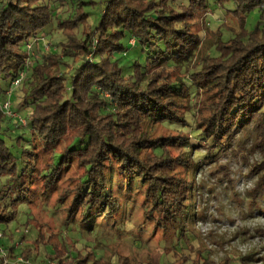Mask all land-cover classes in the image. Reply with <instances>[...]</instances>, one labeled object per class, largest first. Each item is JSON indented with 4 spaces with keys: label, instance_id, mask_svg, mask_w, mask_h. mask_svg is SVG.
I'll return each instance as SVG.
<instances>
[{
    "label": "trees",
    "instance_id": "16d2710c",
    "mask_svg": "<svg viewBox=\"0 0 264 264\" xmlns=\"http://www.w3.org/2000/svg\"><path fill=\"white\" fill-rule=\"evenodd\" d=\"M240 1L248 10L260 7L259 25L248 33L240 18L241 32L227 42L220 36L216 43L220 56L203 57L193 66L192 84L186 85L185 80L175 82L165 65L172 67L190 59L201 42L200 34L194 31L197 15L209 9L210 0H107L96 30L81 32V24H86L89 17L84 5L94 1H82L77 9L68 0H0V101L13 79L26 70L18 89L23 94L16 105L25 115L15 105L13 108L27 124L17 119L18 125L30 129L31 136L36 133L45 148L53 152L52 160L37 170L35 142L21 135L16 142L26 143L22 158L27 165L19 169L18 158L6 139L9 131L3 124L13 118L0 112V177L9 178L2 184L1 195L12 191L10 202L0 208V223L17 217L13 210L18 203H30L36 192L32 186L36 177L46 185L44 190H50L73 159L84 172L69 208L68 224L77 220L78 214L83 222L88 212L101 213L111 203L107 172L117 164L131 178L151 180L144 214L146 223L154 225V232L190 242L186 224H197L202 216L185 212L189 187L181 174L190 169L195 151L197 169H204L208 162L217 164L228 152H240L244 160L251 153L258 155L251 169L256 177L252 193L264 200V0ZM49 26L64 37L60 52L41 53L42 47L35 46L52 35L46 30ZM126 38L128 44L123 43ZM29 43H34L32 51L39 55L31 56L27 67ZM136 47L149 48L153 54L148 64L136 61L133 74L125 75L116 54L126 55ZM68 57L74 63L87 61L71 69V81L62 70L70 67ZM203 93L208 95V114L197 120L190 106ZM163 124L178 126L181 131L158 136L156 128L169 130ZM184 126L198 131V142L181 133ZM70 133L71 142L61 151L60 159L55 158L59 141ZM171 148L179 154L172 156ZM157 150L166 152L164 159L156 156ZM167 156L173 167L165 166ZM221 168L216 169V175ZM252 204L264 213V206L255 199ZM117 207L111 205L109 215H118ZM41 237L39 232L30 242L34 249L21 256L31 261L41 257V249L49 246L41 242ZM49 247L53 253H47L43 262L55 259L59 264H74L81 256L79 253L71 258L76 249L66 246L67 263L59 250ZM199 251H193L198 258L194 264H210L200 261ZM8 253L16 259L13 250ZM190 259L183 255L178 264H187ZM149 260V264H159Z\"/></svg>",
    "mask_w": 264,
    "mask_h": 264
},
{
    "label": "rangeland",
    "instance_id": "374dc122",
    "mask_svg": "<svg viewBox=\"0 0 264 264\" xmlns=\"http://www.w3.org/2000/svg\"><path fill=\"white\" fill-rule=\"evenodd\" d=\"M82 1H94V3L84 5L89 17L87 23L81 24L78 31L96 30L102 21L107 0H68L69 5L74 4L77 9ZM244 5L240 0H210L209 9L200 12L195 22L194 31L201 36L199 46L190 59L181 61L172 67L165 65V71L175 82L185 80L186 85H191L190 74L193 66L208 54L212 57L220 56L221 52L216 43L219 42L220 36L223 42H227L241 32L240 18L245 21L243 30L248 33L259 25L262 16L260 7L248 10ZM57 21L58 19L55 18L54 24ZM51 29L52 26L46 28L47 32L52 31V35H49L45 42H40L41 53L60 52L61 40L64 41V37L61 36L60 30ZM30 40L34 41L35 38L32 37ZM123 43L128 44V39L126 38ZM35 46L39 47L38 43ZM152 54L153 51L149 48L142 50V47H136L131 48L126 55L123 52L117 53L116 58L120 60L123 73L130 75L134 71V62L140 61L145 66L149 63V57ZM34 55L38 58L39 54ZM68 59L69 57L67 64L70 67L64 66L62 70L67 80L71 81L73 72L71 69L87 61L80 60L74 63L73 60L68 61ZM97 60L95 57V61ZM191 88V91H194V86ZM13 94L15 109L21 112V115H25L16 106L23 94L22 90ZM195 102L190 106V110L199 120L208 114V95L203 93ZM3 124L9 131L10 136L7 135L6 139L12 153L18 158L19 169L27 165L22 158L23 147H27L26 143L22 141L21 145L16 142L21 135H25V138L30 140L33 138L35 142V150L38 152L37 170H41L52 160L53 152L45 148L36 133L31 136L30 129L19 127L17 119L11 121L7 119ZM163 125L169 130L161 126L156 128L158 136L181 131L178 126ZM181 133L190 136L193 142H198V131L184 126ZM71 136L72 133L59 141L58 151L54 153L55 158L60 159L63 154L61 151L71 142ZM238 144L239 141H236L235 148H238ZM170 151L172 156L179 154V151L173 148ZM155 154L160 159H164L167 155L163 150H157ZM241 154L240 152H228V155H225L224 159L217 164L210 165L208 162L204 169H197L195 161L198 154L197 151L192 153L190 169L188 168L186 173L181 174L189 187L187 192L189 198L186 200L188 205L185 212L188 216L193 214L202 216V220L197 224L192 222L186 224L190 242H187V239L177 241L176 237L169 239L168 236L163 237L160 231L154 232V225L146 223L144 214L146 209L144 205L148 201L147 194L151 180L146 181L142 176L131 178L121 171L117 164L111 166L107 172L111 203L104 207L101 213L88 212L86 214L88 218L83 222L78 214L77 220L74 219V222L68 224L70 221L69 208L84 172L78 160L73 159L63 170L52 189L44 190L46 185L44 186L40 179L35 178L32 186L36 192L31 196L30 203H18L16 210H13L17 212V217L10 222L0 223V231L5 234L0 241V246L7 249L6 251L13 250L17 259L29 249H34L30 242L40 232L43 236L41 242L59 250L60 257L67 263L70 260L69 256H65L67 255L66 246L76 249L71 258H76L79 253L81 255L74 264H149V259L159 264H178V260L183 255L191 258L187 264L192 261L194 264L198 258L195 257L197 253L194 254L193 251L197 252L198 249H200L199 259L202 263L206 261L210 264H264V213L260 211L261 208L252 204L255 199L259 205L264 206V200L261 199L260 194L253 195L252 193L256 177L251 173V169L259 156L251 153L249 158L244 160ZM167 158L169 160L167 159L165 166L173 167L174 163L168 156ZM221 166H224L223 169ZM219 168H221L220 173L216 175V169ZM8 179V176L0 177V208L9 203L12 196V191L4 192L5 196L1 195L2 184H7ZM13 182L10 180V183ZM111 205L112 207L118 206L119 216L117 212L109 215ZM25 236L27 238H24ZM49 246L40 248L41 257H37L33 264H50L54 261L59 264L55 259H46L43 262L47 253H53ZM16 259L10 256L11 262L15 263Z\"/></svg>",
    "mask_w": 264,
    "mask_h": 264
},
{
    "label": "built area",
    "instance_id": "2783aa9c",
    "mask_svg": "<svg viewBox=\"0 0 264 264\" xmlns=\"http://www.w3.org/2000/svg\"><path fill=\"white\" fill-rule=\"evenodd\" d=\"M132 42L134 43L135 40H132ZM46 47L49 48V46H46ZM33 49H34V43H29L28 44V51H29L30 56L26 59V61H27L26 66L27 67L30 64L31 56H33L35 54L34 51H32ZM25 74H26V70H23L20 72L19 76H17L15 79H13L14 81L12 82V85L10 86V88L6 92V97L4 98V100L0 101V112H2L4 115H6V117L18 119L24 125L27 124V121H25L26 119H24L13 108L14 107V102H13V95L14 94L13 93H15L16 90L19 89V87L21 86L22 81L25 77ZM3 237H4V234L2 231H0V241ZM0 256L2 258V264H33V262L31 260H28V259L24 258L23 256H19L16 259L15 263L11 262L10 254L4 248H0ZM50 264H56V263L54 261V262H51Z\"/></svg>",
    "mask_w": 264,
    "mask_h": 264
},
{
    "label": "crops",
    "instance_id": "0c3cea01",
    "mask_svg": "<svg viewBox=\"0 0 264 264\" xmlns=\"http://www.w3.org/2000/svg\"><path fill=\"white\" fill-rule=\"evenodd\" d=\"M41 45V44H40ZM39 47H42V46H39ZM33 262V261H32Z\"/></svg>",
    "mask_w": 264,
    "mask_h": 264
}]
</instances>
